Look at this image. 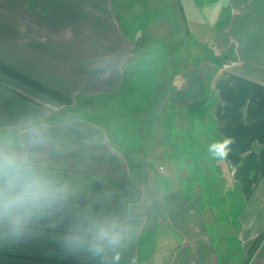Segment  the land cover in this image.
<instances>
[{"label": "crops", "instance_id": "crops-1", "mask_svg": "<svg viewBox=\"0 0 264 264\" xmlns=\"http://www.w3.org/2000/svg\"><path fill=\"white\" fill-rule=\"evenodd\" d=\"M128 1L0 0V123L78 117L65 171L97 210L135 206L118 264H264V0H224L202 57L190 27L149 33ZM224 137L214 159L207 139ZM51 247L0 249V264H84Z\"/></svg>", "mask_w": 264, "mask_h": 264}, {"label": "clouds", "instance_id": "clouds-1", "mask_svg": "<svg viewBox=\"0 0 264 264\" xmlns=\"http://www.w3.org/2000/svg\"><path fill=\"white\" fill-rule=\"evenodd\" d=\"M97 67L105 70V63ZM77 121L37 112L0 123V249L42 242L84 264H118L137 231L135 206L97 210L98 198L65 171L67 137ZM234 142L224 137L207 151L226 160Z\"/></svg>", "mask_w": 264, "mask_h": 264}, {"label": "rangeland", "instance_id": "rangeland-1", "mask_svg": "<svg viewBox=\"0 0 264 264\" xmlns=\"http://www.w3.org/2000/svg\"><path fill=\"white\" fill-rule=\"evenodd\" d=\"M129 1L130 3L132 2L130 4L131 8H129V6H124L125 8H122V10L125 13L129 12L136 17L134 25L137 27H143L147 32L150 33L153 31L162 37H170L169 27L176 30L177 28H182L184 31L182 36L183 38L187 35V30L190 27L191 32L195 34V37L190 39V41L192 40L194 44L192 47L194 55L197 57L212 55V50H207L211 45L210 42H212L210 26L215 22V20L222 17L224 7L222 3L224 0ZM126 15H128V13H126ZM208 36L210 38H208ZM183 47L187 48L185 46ZM125 104L127 103H120L119 107L125 108ZM82 105L85 106V109L92 111L109 112L111 110L110 100H107L104 104L86 100L82 103ZM208 126H210V122L208 123ZM207 142L209 144L212 143L210 138L207 139ZM214 186L217 190V185L214 184Z\"/></svg>", "mask_w": 264, "mask_h": 264}]
</instances>
